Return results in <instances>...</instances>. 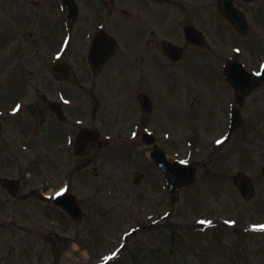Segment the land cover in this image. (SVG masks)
Returning a JSON list of instances; mask_svg holds the SVG:
<instances>
[{"label":"flooded vegetation","instance_id":"obj_1","mask_svg":"<svg viewBox=\"0 0 264 264\" xmlns=\"http://www.w3.org/2000/svg\"><path fill=\"white\" fill-rule=\"evenodd\" d=\"M231 2L248 24L243 7L264 4V0ZM210 21L215 30L225 31L222 36L211 35L203 43L187 38V31L207 34L205 25L212 26ZM162 25L166 30H160ZM120 31L128 38L132 34L133 40L122 38ZM226 32L244 35L251 33V26L241 33L221 13V0H0V86L7 92V107L12 111L3 118L7 127L0 142L46 145L42 146L46 151L38 155L50 158L51 168L58 173L56 183H65L69 191L76 188L72 180L75 168L111 179L99 167L105 162L106 150L115 179L117 144H124L127 138L117 135L118 128L166 126L171 110L178 107L184 112L186 100L177 92L157 97L151 94L162 70L190 87L187 80H223L229 60L246 62L243 49L249 45L230 44ZM259 59L264 61L263 43ZM208 62H212L210 68L215 74L201 68ZM83 127L97 130L98 136L76 150V136ZM139 138L142 140L143 134ZM6 153L5 166L0 165V210L25 202V189L30 204L41 203L37 199L41 180L29 169L15 168L13 160L17 161L18 155L13 158L11 152ZM4 177L19 182L17 192L10 193L2 186ZM89 179L78 199L84 208L107 196L103 190L90 187ZM101 184L105 182L101 180ZM0 243L10 254L9 236L0 235Z\"/></svg>","mask_w":264,"mask_h":264},{"label":"rangeland","instance_id":"obj_2","mask_svg":"<svg viewBox=\"0 0 264 264\" xmlns=\"http://www.w3.org/2000/svg\"><path fill=\"white\" fill-rule=\"evenodd\" d=\"M200 1L207 3L209 0ZM243 9L251 33H226L230 44L247 42L249 47L243 49L244 60L252 65L259 58L260 44H264V4L244 6ZM210 23L213 27L205 25L207 36L224 34L225 31L221 29L215 30L214 22ZM130 28L134 27L131 25ZM160 30H166V25H162ZM119 34L128 42L134 38L132 34L128 38L124 31ZM222 38L225 39L224 36ZM210 65L212 62L202 63L201 68H209L208 72L215 74V69L213 71ZM202 72L206 71L202 69ZM166 76L169 85L162 81ZM187 83L191 86L183 85L180 79L162 70L160 79L154 81L151 88V94L155 97L177 92L179 97L182 95L186 100V119L179 120L177 114L180 111L177 107L169 112V119L175 121L166 122L167 126H151L155 128L156 141L163 144L172 156L196 164L197 180L193 186L181 189L178 201L170 202L162 190L161 178L147 157L150 147H146L140 138L134 144H117L115 179L108 150L103 156L105 162L99 167L110 174L111 179L108 175L95 177V171L78 172L74 169L72 180L75 183L85 186L86 178L90 177L88 185L107 194L101 202H94L93 206L85 208L81 222L75 224L65 213L43 202L33 206L26 189L23 192L25 202L8 207L5 211H2L5 207L0 210V235L9 236L11 251L10 257L6 259L7 249L0 243V257L3 255L0 264H77V260L85 259L88 260L83 264H91L114 254L112 247L116 241L117 254L120 256L113 264H264V232L238 236L236 228L230 227L231 222L252 224L253 221L264 220V176L261 175V166L264 164V84L236 104L241 111L240 125L219 148L221 139L229 132L225 96L231 94L229 98L233 100L234 96L228 87L230 93L220 89L219 80L208 78L193 82L187 80ZM1 87L3 96L0 105L7 106L4 100L7 92ZM220 102L216 111L215 106ZM191 108L199 110L195 113L189 111ZM133 129L129 126L118 128L117 135L132 139ZM2 135L3 131L0 132ZM18 144L4 145L0 142V165L7 156L6 152H11L13 158L18 155L21 161L17 162L15 168L29 169L36 179L48 183L46 192L61 184L56 183L48 172L50 161L38 155L42 153L39 148L46 145L32 144V149L24 152L18 148ZM39 164H42L41 168ZM2 166H5L4 163ZM238 170L245 171L254 179L256 193L249 202L243 200L234 186L233 175ZM140 172L145 177L136 184L135 179ZM101 180L105 182L104 185ZM12 213L16 215L15 224L9 225L8 217L3 215ZM150 217L157 223V230L153 229L156 232L144 236L141 235L142 230H138L140 234H132L127 240L124 239L125 233L130 235L134 231L136 223L142 219L147 222ZM201 220L207 221L209 227L197 229L196 226L191 228L188 225H196ZM19 221H24L31 229L19 231L15 228ZM50 232L54 233V239L47 242L45 237ZM59 235L74 236L76 240L64 241ZM75 242L79 243V249ZM124 242H127L126 247L119 251ZM34 247L40 248L39 258L34 257Z\"/></svg>","mask_w":264,"mask_h":264},{"label":"water","instance_id":"obj_3","mask_svg":"<svg viewBox=\"0 0 264 264\" xmlns=\"http://www.w3.org/2000/svg\"><path fill=\"white\" fill-rule=\"evenodd\" d=\"M252 81L253 82H255V81H258V79H252ZM263 171H264V168H263ZM239 178H240V180L242 179V178H245L243 175H239ZM236 183H239V180L236 178ZM241 183H244V182H241ZM251 190H252V188L250 187V189H249V194L251 193ZM172 194H177V191H174ZM249 194H248V196H249Z\"/></svg>","mask_w":264,"mask_h":264},{"label":"snow or ice","instance_id":"obj_4","mask_svg":"<svg viewBox=\"0 0 264 264\" xmlns=\"http://www.w3.org/2000/svg\"><path fill=\"white\" fill-rule=\"evenodd\" d=\"M60 194H62V193H58L57 195H60Z\"/></svg>","mask_w":264,"mask_h":264}]
</instances>
